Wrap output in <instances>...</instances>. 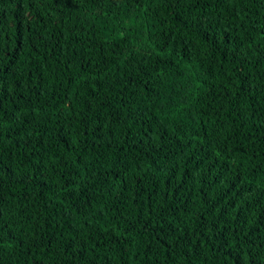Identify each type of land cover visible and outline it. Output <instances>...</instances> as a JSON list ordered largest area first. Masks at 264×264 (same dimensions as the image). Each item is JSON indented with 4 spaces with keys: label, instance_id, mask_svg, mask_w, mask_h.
<instances>
[{
    "label": "trees",
    "instance_id": "16d2710c",
    "mask_svg": "<svg viewBox=\"0 0 264 264\" xmlns=\"http://www.w3.org/2000/svg\"><path fill=\"white\" fill-rule=\"evenodd\" d=\"M0 264H264V0H0Z\"/></svg>",
    "mask_w": 264,
    "mask_h": 264
}]
</instances>
